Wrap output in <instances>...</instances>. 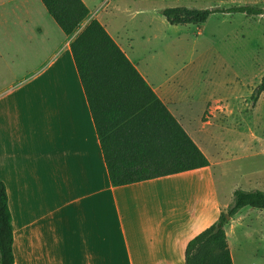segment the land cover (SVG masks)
Wrapping results in <instances>:
<instances>
[{
	"label": "crops",
	"instance_id": "crops-1",
	"mask_svg": "<svg viewBox=\"0 0 264 264\" xmlns=\"http://www.w3.org/2000/svg\"><path fill=\"white\" fill-rule=\"evenodd\" d=\"M83 1L90 14L67 35L41 0H0V178L13 216L15 264H185L187 243L229 207L219 203L212 171L226 152L204 145L211 133L195 137V117L172 110L161 87L131 60V42ZM93 19L210 166L112 186L71 51Z\"/></svg>",
	"mask_w": 264,
	"mask_h": 264
},
{
	"label": "rangeland",
	"instance_id": "rangeland-1",
	"mask_svg": "<svg viewBox=\"0 0 264 264\" xmlns=\"http://www.w3.org/2000/svg\"><path fill=\"white\" fill-rule=\"evenodd\" d=\"M86 2L131 42V60L161 87L172 110L195 117V137L211 133L212 139H201L204 145L226 152L212 167L220 205L233 203L234 189L264 191V91L252 99L264 75V16L214 13L201 25H171L161 13L178 6L264 7V0ZM229 222L225 230L234 264H264V210L242 208Z\"/></svg>",
	"mask_w": 264,
	"mask_h": 264
},
{
	"label": "trees",
	"instance_id": "trees-1",
	"mask_svg": "<svg viewBox=\"0 0 264 264\" xmlns=\"http://www.w3.org/2000/svg\"><path fill=\"white\" fill-rule=\"evenodd\" d=\"M69 35L88 17L83 0H41ZM171 25H201L214 13L264 16L244 4L161 11ZM74 62L94 121L112 186L120 187L210 166V161L105 27L91 20L71 43ZM264 91V75L252 99ZM264 210V191L235 189L233 203L216 223L192 238L185 264H234L225 230L242 208ZM0 264H15L13 216L0 178Z\"/></svg>",
	"mask_w": 264,
	"mask_h": 264
},
{
	"label": "water",
	"instance_id": "water-1",
	"mask_svg": "<svg viewBox=\"0 0 264 264\" xmlns=\"http://www.w3.org/2000/svg\"><path fill=\"white\" fill-rule=\"evenodd\" d=\"M227 218L229 219L230 217H229V216H227Z\"/></svg>",
	"mask_w": 264,
	"mask_h": 264
}]
</instances>
